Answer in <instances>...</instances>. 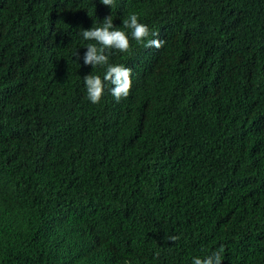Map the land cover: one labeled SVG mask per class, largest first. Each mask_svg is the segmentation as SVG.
Returning a JSON list of instances; mask_svg holds the SVG:
<instances>
[{
	"label": "trees",
	"instance_id": "16d2710c",
	"mask_svg": "<svg viewBox=\"0 0 264 264\" xmlns=\"http://www.w3.org/2000/svg\"><path fill=\"white\" fill-rule=\"evenodd\" d=\"M132 13L160 48L132 38ZM107 15L132 86L117 102L104 81L93 104L84 76L105 68L83 65L82 33ZM221 247V264H264V0H0V264Z\"/></svg>",
	"mask_w": 264,
	"mask_h": 264
},
{
	"label": "clouds",
	"instance_id": "9594fccd",
	"mask_svg": "<svg viewBox=\"0 0 264 264\" xmlns=\"http://www.w3.org/2000/svg\"><path fill=\"white\" fill-rule=\"evenodd\" d=\"M101 3L105 6H111L114 0H101ZM138 19L137 14H130L127 19L122 21L124 28L131 30L132 38L138 43L143 44L147 41L146 47L160 48L163 41L149 38L150 36L158 37V33L150 32L148 26L138 22ZM82 34L85 40L96 42L87 45L82 57L83 65H91L93 68L97 66L105 68L103 80L99 75L92 73L84 76L88 100L93 104H98L101 101L104 93V81H108L113 85L110 92L117 102L122 98H126L132 86L131 69L122 64L109 63L105 51L106 49H116L120 52H127L130 48L128 35L114 25L111 15L104 17L101 26L84 29ZM77 55L79 56V53ZM222 252L223 248L221 247L219 251L213 252L203 260L196 258L194 264H221Z\"/></svg>",
	"mask_w": 264,
	"mask_h": 264
}]
</instances>
